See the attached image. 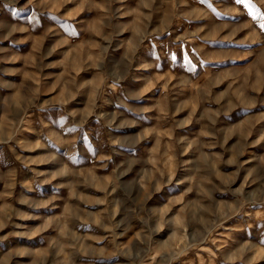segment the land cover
Returning a JSON list of instances; mask_svg holds the SVG:
<instances>
[{"label": "rangeland", "instance_id": "obj_1", "mask_svg": "<svg viewBox=\"0 0 264 264\" xmlns=\"http://www.w3.org/2000/svg\"><path fill=\"white\" fill-rule=\"evenodd\" d=\"M0 264H264V0H0Z\"/></svg>", "mask_w": 264, "mask_h": 264}, {"label": "snow or ice", "instance_id": "obj_2", "mask_svg": "<svg viewBox=\"0 0 264 264\" xmlns=\"http://www.w3.org/2000/svg\"><path fill=\"white\" fill-rule=\"evenodd\" d=\"M239 2H244V0H239Z\"/></svg>", "mask_w": 264, "mask_h": 264}]
</instances>
